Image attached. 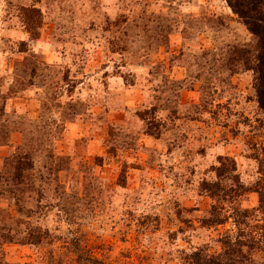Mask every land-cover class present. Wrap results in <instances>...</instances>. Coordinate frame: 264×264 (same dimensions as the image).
<instances>
[{
  "label": "rangeland",
  "instance_id": "1",
  "mask_svg": "<svg viewBox=\"0 0 264 264\" xmlns=\"http://www.w3.org/2000/svg\"><path fill=\"white\" fill-rule=\"evenodd\" d=\"M255 50L228 0H0V264L258 237Z\"/></svg>",
  "mask_w": 264,
  "mask_h": 264
},
{
  "label": "trees",
  "instance_id": "2",
  "mask_svg": "<svg viewBox=\"0 0 264 264\" xmlns=\"http://www.w3.org/2000/svg\"><path fill=\"white\" fill-rule=\"evenodd\" d=\"M229 7L241 20L248 32L256 40V50L253 58L245 61L248 70L253 74V89L257 103L264 111V0H228ZM259 209L264 215V194H259ZM219 221V222H218ZM214 224H222V220ZM223 251L219 254H210L205 249H196L184 254L181 264H264V217L258 237L240 232L234 239L226 237ZM263 253V258L257 260L254 252ZM92 264H103L96 258H88Z\"/></svg>",
  "mask_w": 264,
  "mask_h": 264
}]
</instances>
